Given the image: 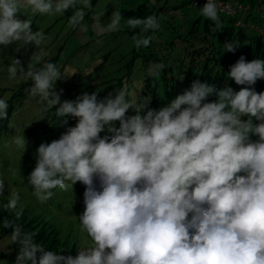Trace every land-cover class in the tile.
Wrapping results in <instances>:
<instances>
[{
	"label": "clouds",
	"instance_id": "obj_1",
	"mask_svg": "<svg viewBox=\"0 0 264 264\" xmlns=\"http://www.w3.org/2000/svg\"><path fill=\"white\" fill-rule=\"evenodd\" d=\"M91 8V0H0V46L23 41L39 49L45 40L30 20L19 18L22 9L33 15L72 9L69 23L75 27ZM201 14L222 27L216 0H207ZM121 19L114 12L107 30H119ZM126 24L144 33L160 29L155 15ZM132 39L139 49L152 37ZM238 47L228 42L225 50L234 53ZM162 69L163 64L154 65L149 75L158 78ZM8 72L33 81L31 93L49 107L58 105L56 117L77 120L58 140L40 144L28 181L41 203L56 188L66 191L69 183H82L85 209L79 220L93 241L75 257L65 256L46 250L21 225L5 219L4 228H13L11 240L20 245L15 264H264V92L252 87L264 79V60L248 62L241 55L230 66L229 79L248 87L217 91L195 80L170 104L145 115L140 113L149 102L134 103L125 90L104 99L94 92L61 102L54 89L65 75L51 62L26 70L15 59ZM214 92L218 99L208 102ZM8 107L0 99V138L12 120ZM129 109L136 114L127 116ZM251 135L259 139L252 141ZM13 142L25 150L24 136ZM4 191L0 179V196ZM19 201L12 191L4 205L17 220L24 211Z\"/></svg>",
	"mask_w": 264,
	"mask_h": 264
},
{
	"label": "trees",
	"instance_id": "obj_2",
	"mask_svg": "<svg viewBox=\"0 0 264 264\" xmlns=\"http://www.w3.org/2000/svg\"><path fill=\"white\" fill-rule=\"evenodd\" d=\"M98 1L91 0L92 8L87 10H92ZM191 4V0H183V3L170 8L169 3H167L166 6L161 7L156 12L146 13L147 16L155 15L157 17L160 23L159 30H149L147 33L139 32L138 28L131 31H113L90 39L86 43L78 44L74 53L93 44H96V46L93 47L94 52L86 73L84 74L86 68L76 73L78 80L82 81L78 82L77 80L74 84H67L64 81L65 78L56 81L54 90L56 92L58 90V93L62 94L60 96L61 102L65 100L74 101L84 93L92 94L94 92L97 93L98 99H104L108 97L109 93L115 96L119 91L125 90L130 101L137 104L149 102L147 108L140 113L145 115L149 109L159 110L170 104L177 95L190 89L192 82L195 80H199L201 83L206 82L214 86L217 91L226 86L232 87L234 91H239L241 87H248L237 85L229 79L228 72L230 66L235 64L241 55L248 62L256 58L264 60V0H242L241 16L242 21L249 28L248 30L237 26L235 19L228 18L219 11V22L222 27L218 29L216 22L201 14V8L193 10L195 13L193 12L192 16L186 15L185 22H176V18L180 15L172 12L182 10L187 6L191 7ZM51 28L48 27L46 30L50 31ZM43 33L44 36L48 34L46 31ZM112 34L114 35L113 38L110 37ZM134 35H137V38L152 37L150 45L137 49L132 39ZM104 40L111 43V46L107 49H101L100 43H97V41L102 42ZM228 42L239 45L234 53L225 50V45ZM18 44L16 42L7 46L8 52L0 53V69L3 73L7 70L6 65L12 64L14 58H16L15 56L20 53L22 48L19 52L10 53L11 48L17 47ZM4 47L0 46V49ZM63 47L64 45L58 52L54 47L53 51L49 50L50 46L46 47L47 52H45L47 55L44 57L41 55L43 50L39 47L35 51L38 52L40 60H36L37 54H28L24 56L27 64L24 68L27 70L29 64L39 68L44 63L51 62L57 66L63 76L64 67H67V64L60 60ZM85 56L86 53L83 57ZM159 64L164 65L161 75L158 78L150 76L149 68ZM7 78L11 83L16 79H21L19 73L17 77L11 78L9 72ZM16 83L18 84H14L12 87L3 84L0 87V98L6 100L9 104L7 109L9 119H12L15 107L22 111L24 105L29 103L30 98L41 104L36 118L37 121L32 123L31 126H26L33 133L26 140L23 154V157L36 156L41 143H51L53 140H58L68 127L75 126L77 120L72 117H56L55 111L58 105L53 108L49 107L47 101H42L39 95H33L30 91L33 81L21 79L20 82ZM252 87L257 93L264 92V79L258 80ZM7 92H10V95L5 98ZM217 99L218 96L214 92L208 97V102ZM33 101L29 105L33 104ZM135 114L134 109H129L126 113L127 116ZM39 117H41L40 120H38ZM64 119H67V124L63 123ZM242 119H247V117ZM3 121L0 120V123ZM253 123L257 124L259 121L254 119ZM116 127H119L118 121ZM4 131H6V126ZM105 134L107 133L103 132L100 135L104 136ZM252 136L258 138L256 135H251L252 141L259 139H253ZM35 166L36 163L30 172L34 170ZM74 189L75 185H68L67 194L73 196ZM5 204L7 202L0 198L1 243L5 242L7 238H11L13 231L11 227L4 228L3 221L7 219L14 224L21 225L22 230L31 234L34 242L42 245L46 250L65 256H76L73 250L75 245L72 244L73 247L70 248L65 242L61 241L60 234L54 224L51 223V219L47 220L43 216L29 213L25 209L23 216L17 220L13 212L4 208ZM19 249L20 245L10 239L4 251L9 253L11 250L12 254L9 255L11 258L5 262L3 260L4 256L0 255V264H15Z\"/></svg>",
	"mask_w": 264,
	"mask_h": 264
},
{
	"label": "rangeland",
	"instance_id": "obj_3",
	"mask_svg": "<svg viewBox=\"0 0 264 264\" xmlns=\"http://www.w3.org/2000/svg\"><path fill=\"white\" fill-rule=\"evenodd\" d=\"M169 3L170 8L183 3V0H99L92 10L85 9L84 20L77 26L73 27L69 23V17L73 14L72 9H69L65 14H35L33 15L30 10H21L20 19H28L32 22L33 31H42L48 33L45 35V40L40 45L42 57L47 55L46 47L53 51V47L58 52L64 45L63 50L60 54L61 62H65L67 67H64V78L67 84H74L78 77L76 73L80 70L85 69L84 74L89 68L91 62L93 44L86 49L82 48L77 53H74L78 44L86 43L90 39H94L104 33H110L113 31L107 30V25L110 23L111 16L114 12H120L122 19L120 22V29L117 31L127 30L126 20L130 18H146L145 15L148 12H156L161 7L166 6ZM82 3L77 4V7H82ZM192 7H184L182 10H177L172 13H177L176 22H185V16H192L194 13ZM97 18L99 20L97 21ZM193 19V17H192ZM180 22V23H181ZM52 27L50 31L46 29ZM133 30V29H132ZM135 30V29H134ZM111 38L114 35H110ZM117 37V36H116ZM64 42H66L64 44ZM20 47L11 48L10 53L16 51L18 53L14 59H19L23 67H25L26 61L24 56L30 54H37L35 50L37 49L34 44H24L23 41L17 42ZM77 43V44H76ZM111 46V43L107 40L100 42L101 49H107ZM46 51V52H45ZM8 52L6 47L0 49V53L4 54ZM86 53V56L84 54ZM21 54V57H20ZM5 59V58H4ZM14 62V61H13ZM11 65V64H10ZM6 65V72H2L0 69V87L3 84H8L9 87L18 84L21 79H16L13 83L9 82L7 79L8 67ZM5 81H7L5 83ZM82 80H78L80 82ZM15 82V83H14ZM58 92V90H57ZM10 95V92L6 93V97ZM62 94H60L61 96ZM3 99V98H0ZM33 99H29V103L25 104V109L23 111L25 120L21 118L22 111H19L18 107H15L14 115L12 120L6 129V135L0 138V179L5 182L4 195L0 196L5 202H8L9 195L12 191H16L20 196L19 205L23 206V209L28 210L29 213L34 215H40L50 220L54 224V227L58 230L61 241L65 242L68 247H73L75 245L74 253L77 255L78 250L90 247L93 244L91 237L88 236L87 232L82 229L79 217L82 215L85 205H84V191L85 186L82 187L80 182L75 184V189L73 190V196L67 194L65 190H59L58 188L53 190V195L51 199L46 202L41 203L33 194L32 186L29 184L28 177L30 175V170L36 163L37 155H29L23 157L25 152L24 149L18 148L13 142L14 137H23L25 140L32 135V131L26 126H31L32 123L37 121V114L41 104L37 100L33 101V104L29 105ZM20 117V118H19ZM41 117L38 118L40 120ZM253 137V136H252ZM253 139H258L253 137ZM68 185L71 186L69 183ZM11 238H7L5 242H0V255H3V260L6 262L11 257L12 254L10 250L9 253L4 251Z\"/></svg>",
	"mask_w": 264,
	"mask_h": 264
},
{
	"label": "built area",
	"instance_id": "obj_4",
	"mask_svg": "<svg viewBox=\"0 0 264 264\" xmlns=\"http://www.w3.org/2000/svg\"><path fill=\"white\" fill-rule=\"evenodd\" d=\"M191 7L194 9L202 8L207 0H191ZM218 5V11L228 18L235 19L236 25L248 30L244 22L242 21V0H216Z\"/></svg>",
	"mask_w": 264,
	"mask_h": 264
}]
</instances>
